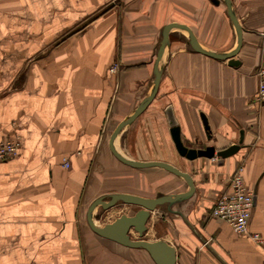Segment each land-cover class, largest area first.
Segmentation results:
<instances>
[{"label":"crops","instance_id":"0c3cea01","mask_svg":"<svg viewBox=\"0 0 264 264\" xmlns=\"http://www.w3.org/2000/svg\"><path fill=\"white\" fill-rule=\"evenodd\" d=\"M231 2L242 33L236 54L196 51L173 27L155 97L114 140L127 158L165 161L192 176L193 195L158 205L142 237L174 246L176 264H264V246L251 237L264 234V102L255 97L264 0ZM173 22L213 52L238 44L224 0H0V141L20 143L16 156L0 161V264H156L143 247L96 233L87 214L113 193L189 189L183 177L130 166L110 147L116 127L151 94L163 28ZM169 106L187 147L239 150L224 159L181 156ZM237 169L255 201L244 234L211 215ZM122 204L97 205L93 221L104 226L141 208Z\"/></svg>","mask_w":264,"mask_h":264},{"label":"water","instance_id":"95a60500","mask_svg":"<svg viewBox=\"0 0 264 264\" xmlns=\"http://www.w3.org/2000/svg\"><path fill=\"white\" fill-rule=\"evenodd\" d=\"M227 9L228 14L230 18L233 21V24L237 31V37H238V44L236 48L231 51L228 54H219L216 52H213L209 49H206L202 47L197 39L195 38L192 31L184 24L179 23H169L163 28V37L160 43V46L158 48L157 52V59L155 63V83L153 90L149 96H147L134 110V112L124 121H122L113 132L111 139H110V147L114 155L121 160L122 162L136 167V168H145V167H152V166H158L166 169L167 171H170L174 173L177 176L183 177L186 181V183L189 186V189L185 192L175 193V194H167V195H160L157 197H143L139 195L134 194H128V193H113L109 196V199L106 200L105 197L101 196L95 199L88 209L87 219L90 227L99 235L113 239L121 244L131 246V247H143L146 249L153 260L156 262V264H176V249L174 246H172L170 243L163 239L150 241L147 239L142 238L146 229H147V221L151 215V211H153L158 205H162L165 203H169L171 205L175 204L176 202L188 199L191 197L195 191V183L192 178V176L179 169L178 167L160 160H151V161H140V160H133L130 158H127L120 154L114 146V140L121 131V129L127 125L128 123L135 120L149 105V103L152 101V99L155 97L161 77V73L158 69V61L163 53V50L166 46V44L169 41V31L173 27H180L183 28L189 35V43L192 46L193 49L196 51H199L201 53L220 58V59H226L234 56L236 52L239 50L241 46L242 41V33H241V27L238 23V20L235 16V13L233 11L232 2L231 0H224ZM230 64L234 65L236 64V61L230 60ZM169 123L171 125V135L175 142V146L177 148V151L179 154L189 160H194L199 157H207V158H213L215 156H218L222 159L233 155L236 153L240 145L234 144L231 145L225 149L216 150L214 146H208L206 148H192L187 147L181 138L180 128L178 127L174 114L172 111L171 106L167 107L166 109ZM119 202L130 204V205H136L140 206L141 208L135 212L133 215H127V214H121L119 217H117L113 222L107 223L104 226H98L95 224L92 218V212L94 208L97 205H101L104 209H109L113 207L114 205L118 204ZM131 230L138 233V236L140 238L134 239L131 235Z\"/></svg>","mask_w":264,"mask_h":264},{"label":"built area","instance_id":"2783aa9c","mask_svg":"<svg viewBox=\"0 0 264 264\" xmlns=\"http://www.w3.org/2000/svg\"><path fill=\"white\" fill-rule=\"evenodd\" d=\"M118 63H114L110 71H116ZM259 83L256 92V100L264 102V66L259 71ZM20 143L17 139L0 141V161L12 158L18 154ZM65 166H69L68 159H64ZM228 189L222 192L212 207L211 215L226 221L237 233L249 231V219L254 205V194L245 183L240 169L232 173L228 182ZM252 239L264 246V234L254 232Z\"/></svg>","mask_w":264,"mask_h":264},{"label":"rangeland","instance_id":"374dc122","mask_svg":"<svg viewBox=\"0 0 264 264\" xmlns=\"http://www.w3.org/2000/svg\"><path fill=\"white\" fill-rule=\"evenodd\" d=\"M132 206V207H131ZM131 206H129V209H133V205H131ZM121 207H125L123 204H122V202H119L118 203V206H116V208H121ZM135 209V208H134Z\"/></svg>","mask_w":264,"mask_h":264},{"label":"bare ground","instance_id":"6f19581e","mask_svg":"<svg viewBox=\"0 0 264 264\" xmlns=\"http://www.w3.org/2000/svg\"><path fill=\"white\" fill-rule=\"evenodd\" d=\"M134 234V233H133Z\"/></svg>","mask_w":264,"mask_h":264}]
</instances>
